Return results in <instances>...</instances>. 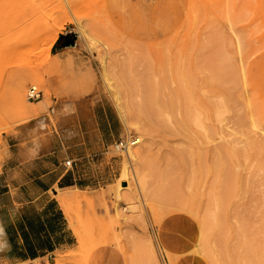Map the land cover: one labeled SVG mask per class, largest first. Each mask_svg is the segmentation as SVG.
Masks as SVG:
<instances>
[{"label": "rangeland", "instance_id": "obj_1", "mask_svg": "<svg viewBox=\"0 0 264 264\" xmlns=\"http://www.w3.org/2000/svg\"><path fill=\"white\" fill-rule=\"evenodd\" d=\"M14 2L12 20L0 9V163L14 139L57 137L81 159L77 174L100 185L58 199L67 248L11 264H184L183 200L189 191L209 188L219 173L227 222L250 230L261 225L264 0L0 5ZM74 36V56L49 54L54 43L58 51ZM14 83L24 84L18 103ZM31 86L40 92L35 101L26 99ZM113 90L124 95L129 115ZM109 109L120 138L137 136L139 143L126 151L80 145L96 141L93 113ZM187 112L189 120L181 122ZM74 190L57 191L55 198Z\"/></svg>", "mask_w": 264, "mask_h": 264}, {"label": "crops", "instance_id": "obj_2", "mask_svg": "<svg viewBox=\"0 0 264 264\" xmlns=\"http://www.w3.org/2000/svg\"><path fill=\"white\" fill-rule=\"evenodd\" d=\"M71 41L66 40L69 46L58 51L54 43L49 54L74 56L77 44L74 41L70 46ZM93 116L96 141L83 139L80 145L99 149L120 138L116 131L119 123L111 109ZM8 148L9 154L0 163V260L11 264L43 259L69 245L67 220L58 199L99 186L100 181L86 183L77 174L81 159L69 154L67 143L60 138L14 139ZM67 160L70 167L64 166ZM68 189L75 192L61 194L56 200L57 191Z\"/></svg>", "mask_w": 264, "mask_h": 264}, {"label": "bare ground", "instance_id": "obj_3", "mask_svg": "<svg viewBox=\"0 0 264 264\" xmlns=\"http://www.w3.org/2000/svg\"><path fill=\"white\" fill-rule=\"evenodd\" d=\"M15 4V2L5 3L3 6L0 5V9H2L4 14L13 17V9L16 11ZM12 17L11 20L13 19ZM59 25L61 27L60 23ZM28 27L31 31L33 25H29ZM80 29L82 28L80 27ZM55 38L56 34L53 35V38L51 37L50 45L55 41ZM33 39L34 34L32 35L31 33L29 41H33ZM23 85V83H14L11 86L12 100L16 103L21 101ZM110 94L113 100L119 104L123 114L129 115L130 110L124 100V95L121 96L117 90H113ZM32 113H35V110ZM189 118L190 113L187 112V115L185 113L183 119L180 117V120L184 122L188 121ZM220 119L221 117L218 115L216 120L219 121V127H221L220 123H222ZM219 146L217 149L220 148ZM215 153L217 157H214V159L219 158V153L216 150ZM127 156L133 157L130 152L127 153ZM215 161L219 163V159ZM216 162L213 163H215L214 169L217 172L218 168L215 167L219 164L217 165ZM210 179L212 181L210 180L209 188L206 189L205 184V189L203 188V190L189 191L190 193H188L182 203L184 221L181 222L183 232L181 249L184 264H264V213L260 210L257 211L262 213L259 221L261 225L254 226L252 230L242 222L236 221L237 225L227 222L228 212L225 206L226 189L224 190L223 176L219 173L218 175H213Z\"/></svg>", "mask_w": 264, "mask_h": 264}, {"label": "built area", "instance_id": "obj_4", "mask_svg": "<svg viewBox=\"0 0 264 264\" xmlns=\"http://www.w3.org/2000/svg\"><path fill=\"white\" fill-rule=\"evenodd\" d=\"M40 97V92L37 91L36 87H29L26 93V99L28 101H35ZM139 143L137 136L130 135L125 138H119L111 146L116 151H126L128 148L133 147ZM65 167L71 166V161L67 160L64 162Z\"/></svg>", "mask_w": 264, "mask_h": 264}, {"label": "water", "instance_id": "obj_5", "mask_svg": "<svg viewBox=\"0 0 264 264\" xmlns=\"http://www.w3.org/2000/svg\"><path fill=\"white\" fill-rule=\"evenodd\" d=\"M75 39H76V37L74 36L73 39H72V41H71V43H70V46H73L74 45ZM68 46H69V44H68Z\"/></svg>", "mask_w": 264, "mask_h": 264}]
</instances>
